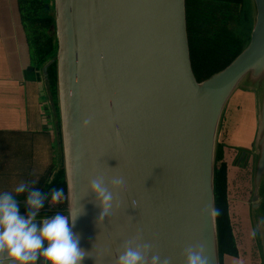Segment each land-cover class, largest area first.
<instances>
[{"label": "water", "instance_id": "obj_1", "mask_svg": "<svg viewBox=\"0 0 264 264\" xmlns=\"http://www.w3.org/2000/svg\"><path fill=\"white\" fill-rule=\"evenodd\" d=\"M254 1L249 42L200 82L186 0H56L67 210L84 208L73 227L89 252L82 264H115L120 245L137 231L171 264H184L182 250L199 243L209 264H220L216 216L202 209L215 207L224 104L246 73L264 77V0ZM229 86L214 122L215 99ZM262 129L258 179L264 173V98ZM97 175L106 184L113 177L127 183L114 193L120 207L98 224L100 208L89 190ZM262 238L264 247V233ZM37 264H45L43 258Z\"/></svg>", "mask_w": 264, "mask_h": 264}, {"label": "crops", "instance_id": "obj_2", "mask_svg": "<svg viewBox=\"0 0 264 264\" xmlns=\"http://www.w3.org/2000/svg\"><path fill=\"white\" fill-rule=\"evenodd\" d=\"M38 1L0 0V192L32 181L44 192L58 163L59 81L55 85L49 79L57 74L58 80L53 56L59 48L58 29L51 4ZM263 98V73L249 71L228 99L219 127L234 238V250L222 254L220 264H264V225L251 236L264 219V173L257 178ZM238 171L244 176L241 182ZM239 186L242 193L230 197V189ZM26 195L17 196L20 208H28ZM68 205L67 188L62 202L45 203L38 219L68 215ZM24 211L27 215L28 209Z\"/></svg>", "mask_w": 264, "mask_h": 264}, {"label": "clouds", "instance_id": "obj_3", "mask_svg": "<svg viewBox=\"0 0 264 264\" xmlns=\"http://www.w3.org/2000/svg\"><path fill=\"white\" fill-rule=\"evenodd\" d=\"M89 123L87 119L83 122L84 126ZM105 179L103 175H97L89 181V190L95 194L94 202L100 208L97 224L120 207L114 193L127 189L123 177H113L107 184ZM34 184L35 181L31 184L21 182L11 191L0 192V264H37L41 258L45 264H82L89 252L80 247V236L73 232V227L77 218L84 214L83 205L78 212L68 215L58 212L38 219L47 196H50L51 204L60 203L64 198V189L52 188L46 196L33 187ZM24 193H27L24 197L28 206L27 215L21 214L17 199ZM202 214L215 217L220 215V211L210 205L202 209ZM261 225H264V219L251 232L253 238ZM153 248L154 245L144 242L142 233L137 231L120 245L115 264H171L170 258H162ZM181 255L184 264H209L203 243L185 247Z\"/></svg>", "mask_w": 264, "mask_h": 264}, {"label": "trees", "instance_id": "obj_4", "mask_svg": "<svg viewBox=\"0 0 264 264\" xmlns=\"http://www.w3.org/2000/svg\"><path fill=\"white\" fill-rule=\"evenodd\" d=\"M226 14L223 3L218 0H193L192 3L187 0L191 57L199 79L206 78L226 66L246 44L247 36L244 33L239 35L234 28L229 27L227 22L223 23ZM248 35L249 40L250 33ZM234 40L235 44L232 45ZM53 56L55 57L56 53ZM49 79L56 85L57 74L50 76ZM215 167V200L216 208L220 211V215L216 217L221 257L222 254L234 250L232 248L234 238L228 210L227 165L219 142L216 146ZM64 185V188L67 187L66 183Z\"/></svg>", "mask_w": 264, "mask_h": 264}, {"label": "rangeland", "instance_id": "obj_5", "mask_svg": "<svg viewBox=\"0 0 264 264\" xmlns=\"http://www.w3.org/2000/svg\"><path fill=\"white\" fill-rule=\"evenodd\" d=\"M218 1H220V2L223 3L224 10L227 13L226 14V17L223 20V23H226L227 22L229 24V27L230 28H234L236 30V32L239 33V35H241L242 33H244L245 36H247V39H246L247 41H246V44H245V46H246L247 43L250 40V38L248 40V37H249L248 34L249 33L251 34V30H252V28L254 26L255 18H256V5H255V1L254 0H218ZM190 2L192 3L193 0H190ZM46 3H48V4H46ZM46 3L43 0L38 1V4L39 5H42V6H45V5H49L50 6V4H51L52 9H53V22H54L53 23V27L56 30L57 29V7H56V0H48V2H46ZM186 6H187V0H186ZM45 8H47V7H45ZM58 39H59V37H58ZM231 44L234 45L235 44V40ZM55 53L57 55L58 54V50H56ZM55 58L57 59L56 56H55ZM56 62H57V60H56ZM192 64H193V60H192ZM193 68H194V65H193ZM194 72L196 74L195 69H194ZM211 75H209V76H211ZM196 77H197V79L200 82H202L203 80H205L206 78H208V77H206V78H203V79H199L198 76H197V74H196ZM244 77H242V79L239 81L237 87L241 86ZM227 101H228V99H227ZM227 101L224 104V107H223V109L221 111L220 119H219L218 126H217V135H218V132H219V127H220V125H221V123L223 121V118H224L225 114H226L225 111H226V107H227ZM57 135H58V138H59V147H58L59 157H58V163H57L54 171L52 172V174L50 176V179L48 181V184H47L46 188L44 189V193L46 194V196H47V194L50 192V190L52 188H62V189H64V192H66V190L68 188V184H67V172H66V160H65V148H64V136H63L62 120L61 119H60V121L57 122ZM217 135H216V146L218 144V142H217ZM215 157H216V150H215ZM238 173H239V175L237 174L238 176H236V178L237 177L238 178H241V180L239 181V182H241L242 179H244V176H243V174H241L242 172H239L238 171ZM214 178H215V176H214ZM64 183H66V186H67L65 188H64V186H65ZM244 184L245 183H243V185ZM242 191H243V189H240V186H239V188H236V187H234L233 189L231 188L230 189V197H233V196H236L238 194H241ZM215 196H216V193H215ZM240 198H242V197H240ZM49 201H50V196H47V199L45 200V203H48ZM23 208L24 207L21 205V208H20L21 214H23V212H26L24 210H27L28 209V208H26V209H23ZM215 208H216V200H215ZM216 229H217L216 231H217V239H218V221H217V217H216ZM218 257L220 259V246H219V241H218Z\"/></svg>", "mask_w": 264, "mask_h": 264}, {"label": "bare ground", "instance_id": "obj_6", "mask_svg": "<svg viewBox=\"0 0 264 264\" xmlns=\"http://www.w3.org/2000/svg\"><path fill=\"white\" fill-rule=\"evenodd\" d=\"M201 88H203V85L201 84L200 85ZM229 90H230V86L229 87H224L222 89V91L220 92L219 94V97L215 99V103H214V111H216V115L214 117V122H216V119L218 118V115L222 109V106H223V103H224V100L227 96V94L229 93Z\"/></svg>", "mask_w": 264, "mask_h": 264}]
</instances>
